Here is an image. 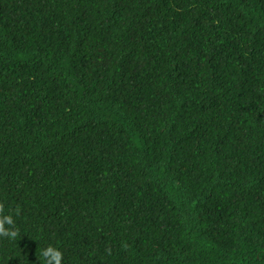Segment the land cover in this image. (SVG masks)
Wrapping results in <instances>:
<instances>
[{
    "label": "trees",
    "instance_id": "1",
    "mask_svg": "<svg viewBox=\"0 0 264 264\" xmlns=\"http://www.w3.org/2000/svg\"><path fill=\"white\" fill-rule=\"evenodd\" d=\"M2 215L0 264H264V0H0Z\"/></svg>",
    "mask_w": 264,
    "mask_h": 264
},
{
    "label": "clouds",
    "instance_id": "2",
    "mask_svg": "<svg viewBox=\"0 0 264 264\" xmlns=\"http://www.w3.org/2000/svg\"><path fill=\"white\" fill-rule=\"evenodd\" d=\"M17 234L12 216H0V237L14 239ZM39 257V264H62L63 254L58 247L47 245L40 249Z\"/></svg>",
    "mask_w": 264,
    "mask_h": 264
}]
</instances>
